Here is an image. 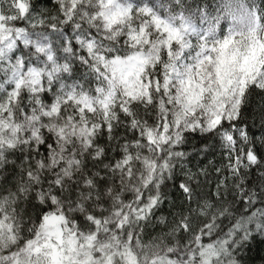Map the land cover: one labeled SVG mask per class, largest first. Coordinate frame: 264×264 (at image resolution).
Segmentation results:
<instances>
[{"label":"snow or ice","instance_id":"obj_1","mask_svg":"<svg viewBox=\"0 0 264 264\" xmlns=\"http://www.w3.org/2000/svg\"><path fill=\"white\" fill-rule=\"evenodd\" d=\"M0 264H264V0H0Z\"/></svg>","mask_w":264,"mask_h":264}]
</instances>
